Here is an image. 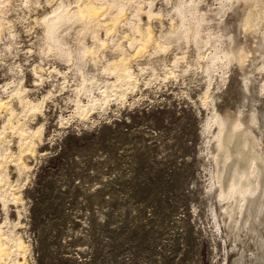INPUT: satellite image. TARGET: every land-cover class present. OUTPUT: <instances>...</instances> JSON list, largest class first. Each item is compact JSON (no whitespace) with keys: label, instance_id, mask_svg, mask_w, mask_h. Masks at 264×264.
Wrapping results in <instances>:
<instances>
[{"label":"rangeland","instance_id":"374dc122","mask_svg":"<svg viewBox=\"0 0 264 264\" xmlns=\"http://www.w3.org/2000/svg\"><path fill=\"white\" fill-rule=\"evenodd\" d=\"M127 1L108 34L117 9L105 2H95L101 8L92 29L84 19L59 29L63 50L71 51L61 54L44 18L58 6L77 13L78 0H2L0 104H9L0 107V194L7 196L0 227L27 247L12 256L25 264H234L239 256L241 264H257L250 233L235 234L221 215L227 200L217 195L214 134L229 112L254 115L250 132L264 156V16L257 29L245 28L242 2L220 9V0H197L196 16L206 18L196 44L193 29L187 37L179 32L189 20L182 22L177 8L189 1L153 0L160 15L151 18L149 0ZM137 27L152 31L144 49ZM96 37L104 43L94 57L76 52L80 41L92 47ZM158 41L165 48H156ZM224 50L232 60L204 67ZM124 55L131 84L107 70ZM19 87L24 101L39 105L36 112L17 103ZM18 125L26 131L19 134ZM27 144L33 152L24 169L17 162ZM8 191H17L16 200Z\"/></svg>","mask_w":264,"mask_h":264},{"label":"bare ground","instance_id":"6f19581e","mask_svg":"<svg viewBox=\"0 0 264 264\" xmlns=\"http://www.w3.org/2000/svg\"><path fill=\"white\" fill-rule=\"evenodd\" d=\"M79 1L80 0H78V2ZM86 1H83L84 4H82V2H81L82 5H80V2H79V4H78L79 5L78 6V12L77 13H71V12L68 13L67 12L68 10L66 9L67 7L66 8H63V6H62V8H60V6H58L60 9L59 10H56V9H58V7H56V9L53 10L54 12L53 11L51 12V13H53L52 15H50L51 17L49 16V18L48 17L47 18H44V22H45V25H46V30H45L46 31V36H47L48 40L51 41V43L53 44V46H55V48L57 50H59V52L61 54H70L71 51L65 52L63 50L62 45H61V43H60V41L58 39V36H57V33H58L59 29H61L62 27H64L68 23H72L73 21H78V23H79L82 19L86 20V22H84V20H82L85 23V27L86 26H90L89 28L92 29L93 26L91 27V25L98 23V20H97V18H98L97 17V12H98L97 7L98 6H96L95 2H98L97 4H99V2H101V4L105 2V4H107L108 7H110V8L116 7V9H117V13L116 14L113 13L115 15L113 16L111 14L112 16H110L112 20H109L108 22L111 21V23H107L106 24V26H108L107 27V30H106V32H107L106 34H108L109 32L113 31V27L117 26L116 25V24H118L117 21H119L118 20L119 19L118 16H120V15L122 16V14H123L122 12L126 8L125 7L126 6V2L127 3L129 2L127 0H86ZM187 1H189V3H190L188 6H186L184 8L182 6H180V4L182 5V3H183L181 1L182 3H180L178 5L179 8H177V9H178V11L181 14L182 22L185 19L186 20L188 19L189 21H188V23H184L183 22L182 24H181V22H179L182 26H184L183 27L184 28V31H183V33H181V31H182L183 28L181 29V31H179V30L178 31L180 32V34H183L184 36L187 37L188 32L190 30L192 31V29H193V34L191 32H190V34L193 35V37L195 38V42H196V35L198 34V32H201L199 30H200V27L202 26V23L205 21V18L206 17H203L202 14L201 15L198 14L199 16H196V14L198 12V8L195 5V2L197 0H187ZM236 2H242L243 3V5H242L243 6V9L247 10V13H245L246 11L245 12L243 11L244 14H246V16L244 15L245 16V19H246L245 20V22H246L245 28L252 27L253 29H257L259 27V24L261 23L260 22L261 21V19H260L261 16H264V13H261V11L264 10L262 3L259 0H220V3H219L220 4V9H225V8H228V7H230V8L231 7H234V9H235L237 7H235L233 5ZM2 3H3L2 0H0V5ZM152 3H153V0H149L147 2L148 6L146 7L147 9L145 10V13H146V15H147L148 18H151L153 16H156L157 17V15H160L158 12L157 13H154L151 10ZM129 4H130V2L127 4V6ZM238 4H240V3H238ZM183 5H185V4H183ZM235 5H237V4H235ZM99 7H98V9H99ZM102 7H104V6H102ZM176 7H177V5H176ZM76 8H77V3H76ZM133 9L135 10L134 5H133ZM140 9L138 8V5L136 4V10H135L134 13L138 14L141 11ZM234 9L232 8V10H234ZM74 10H75V8H74ZM75 11H77V10H75ZM75 11H73V12H75ZM111 11H113V10H111ZM186 12L190 15V17L187 18ZM211 14H213V13H211ZM206 15H207V13H206ZM226 15H227V13H226ZM236 16H238V15H236ZM134 17H136V15ZM181 19H180V21H181ZM190 20H193L194 24H191V21ZM242 20H244V19H242ZM125 23H127V22H125ZM243 23H244V21H243ZM97 25H95L94 28H96ZM192 26H193V28H192ZM175 28H179V26H177ZM86 30H87V27H86ZM136 31L140 32L139 34L137 33L138 34V38H139V35H140V38L139 39L137 38L138 39V41H137L138 42L137 43L138 44V47L140 48L141 46H144V48H145V46H146L145 43L148 42V44H149V40H151L150 38L152 37V35H151L152 34L151 33L152 31L150 29H148V28H145L143 31H141L138 27H137ZM260 33H262V31ZM258 36H260L259 33H258ZM181 37L182 38H185L183 36H181ZM228 37H229V35H228ZM165 38H168V35ZM177 38H179V36ZM216 39H218V38H216ZM219 39H220V36H219ZM260 39H261V36H260ZM133 40H134V38H133ZM198 40H200V39H197V41ZM208 40H210V39H208ZM94 41L95 42H94V44H93L92 47H87V46L81 44V41H80V44L82 46H80V44H79V47L77 48L76 52L78 54H80V53L86 54V53H89L90 52L91 55H92V57H94V52H95L96 48H98V45L101 46L104 43V41L101 43L100 42V39L97 38V37L94 38ZM204 41H207V38ZM133 43H132V45H133ZM198 43L199 42H196V44H198ZM206 43L204 42L205 45H206ZM210 43H211V41H210ZM143 44H145V45H143ZM155 44L157 46L156 48H158V49L165 48V46L161 42H159V41L157 43H155ZM217 44H219V43H217ZM221 44H222V42H221ZM211 45L212 44H210V46ZM232 45H233V43H232ZM242 45H244V43H242ZM213 46H214V43H213ZM235 46L234 45L232 46L233 51H235ZM255 46H257V45H255ZM144 48L141 47V49H144ZM242 48H244V46ZM141 49L138 50V53L141 51ZM218 50H220V49H218ZM251 50H252V48H251ZM225 51L226 50H224V52L221 53V55H219V54H211V56L208 55L209 58L207 57V60L204 63V67L206 69H209V70H210V68H212L214 70L215 68H213V67L215 66L214 65L215 64L214 63L215 61L216 62L217 61H219V62L226 61L228 63L230 60H232L231 59L232 57H231V55L229 53V50H228V52H225ZM219 52H221V51H219ZM216 53H217V51H216ZM238 53H239V50H238V52L236 51V54H238ZM251 53L252 52H250V54ZM233 57H237V55H235ZM234 61H236V60H234ZM218 67H219V65H218ZM261 67H264V66H261ZM107 70H110V71L112 70L111 72H114V74L116 76V80L119 81V83L120 82H122V83L125 82V84H126V82H128L129 84H131V82H133L132 81L133 78H135V77H133L134 75H133L131 69L128 66L127 56H125V55L123 57H121L117 62L114 61L110 65L109 69L107 68ZM251 73H253V72H251ZM129 87H131V86H129ZM22 88H20L19 90H18V88H15V90H17V91H14L13 92V93L16 92L15 93L16 94L15 97H16L17 103H21L22 104V107L25 106L26 104H28L29 106H31V107L28 106L30 108V111L35 110V112H36V110H38L37 108H39V105L38 104L33 105L29 101H27V102L24 101V99H23L22 96H23V93H24L23 91L26 90V89H22ZM248 96H250V95H248ZM245 97L246 96H244V98ZM250 98H252V97L250 96ZM250 101L252 102L251 99H250ZM2 102L5 103L4 100ZM6 102H7V100H6ZM14 102L15 101L13 100L12 104H15ZM248 102H249V97H248ZM5 104L6 105L9 104V102L8 103H5ZM5 104L4 105H1L0 104V107L1 106H6ZM29 108H27L26 110H29ZM10 109L12 110L13 108L10 107L9 110ZM4 110H6V108ZM233 112H235V111H233ZM244 112H242V113H244ZM252 113H254V112H252ZM10 114H11V112H10ZM240 115H242V114H240ZM248 116H249V114H248ZM12 117H13V115H12ZM219 117L220 116H218V118ZM217 119L214 117L213 121L215 122V120L217 121ZM254 119H255V116L254 115H250L249 117H244V116H238V114H236V112L235 113H230L229 112L228 115L221 116L219 118V120H218L219 122L217 121L218 124H219V130H218V133H215L214 134V135H216L215 136V139H216L217 148H218L216 154L214 155V161L216 163V179H217V182H216L217 184L216 185H217V188H218V194L217 195H218V198L220 200H223V199H226L227 200L226 205H224L222 207L220 206L221 207L220 208L221 215H227L226 216V218L228 219V225L227 226L231 229V231H234L235 234H238L237 232L240 231V230H241L240 231L241 232V237H242V232L244 234L250 233L249 237L251 236V240L253 239V243L255 245V246L254 245L253 246L256 248L255 250H257V254L255 253L256 254L255 255V259H256L255 262H259L257 264H264V232L262 233L261 230L259 229L261 227L260 225H262V229L264 231V156L261 155L260 154V151H258V149L256 148L255 138L251 135V132H250V128L252 126V121ZM208 126L209 125H207L206 127H208ZM21 127H22V125H21ZM17 128L20 129L19 125H18ZM17 128H16V130H17ZM8 129H10V128H8ZM22 129L23 128L20 129L19 134H20L21 131H24ZM11 132H13V131L11 130ZM27 133H28V131H27ZM32 133H34V132L32 131ZM21 135H22V133H21ZM32 136H35V134L32 135ZM28 138H30V137H28ZM25 139L26 138H23L22 140H24V142H25ZM30 141L32 142V140H30ZM33 141H35V140L33 139ZM27 143L29 144V142H27ZM23 144L26 145V143H23ZM28 144H27V146H25V148H22L21 145H20L21 149H19V152L21 151V153H20L21 156L19 158L21 159V161H23L25 159V157H24L25 155L30 156V153L29 152L31 150L30 148H32L31 147L32 144L30 143V148H29ZM34 151H35V149H34ZM32 152L33 151L31 150V154H32ZM28 153H29V155H28ZM14 160H15V158H14ZM16 161H18V159ZM17 163H20L21 165L20 164H18V165H20L22 167V166H24V164H22V163H26V162L24 160L23 162H19L18 161ZM22 168H24V167H22ZM3 180H5V176H0V182L3 181ZM6 192H7V190H6ZM16 194H17V191L16 192L15 191H12L11 193L8 191V195H10V197H12V199H15L16 200V198H17V197H15ZM5 195L6 194H4V195L3 194H0V199L4 203H5V201H7V196H5ZM12 233L11 232L10 233L4 232V231H2V229L0 227V264H4L7 260L8 261L10 260V262L13 263V264H25L24 259H23V261L22 260L20 261L18 259L16 260V257H14V256L15 255L16 256L17 255H21L22 253L26 252V250H27L26 249L27 248L26 247V243L23 242L20 237L15 236L14 233L13 234ZM231 236H233V235H231ZM235 237H236V235H235ZM248 239H250V238H248ZM245 241H246V239H245ZM247 241H250V240H247ZM243 249L245 251V248H243ZM245 252H243V253H245ZM12 254H15V255L12 256ZM251 255L253 256L252 253H251ZM13 257L15 259H13ZM240 258L241 257L239 256V259L237 258V260H235L234 264H241V259Z\"/></svg>","mask_w":264,"mask_h":264}]
</instances>
